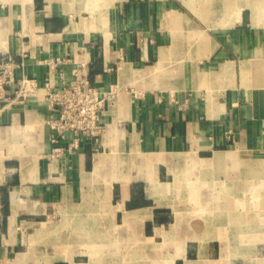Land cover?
<instances>
[{
  "label": "crops",
  "instance_id": "obj_1",
  "mask_svg": "<svg viewBox=\"0 0 264 264\" xmlns=\"http://www.w3.org/2000/svg\"><path fill=\"white\" fill-rule=\"evenodd\" d=\"M3 56L105 128L0 99V264H264V0H0Z\"/></svg>",
  "mask_w": 264,
  "mask_h": 264
},
{
  "label": "built area",
  "instance_id": "obj_2",
  "mask_svg": "<svg viewBox=\"0 0 264 264\" xmlns=\"http://www.w3.org/2000/svg\"><path fill=\"white\" fill-rule=\"evenodd\" d=\"M64 58L55 56L45 59L47 64L62 63ZM75 76L70 82L56 86L49 80L39 84L34 78L14 76V61L0 57V99L15 102L31 98L48 109L45 123L51 130L52 140L70 138L71 148L89 138H97L105 128L101 112L105 95L90 82L86 73L73 69ZM58 148H54L57 153Z\"/></svg>",
  "mask_w": 264,
  "mask_h": 264
}]
</instances>
